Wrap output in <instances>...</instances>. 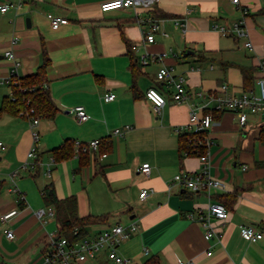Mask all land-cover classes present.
<instances>
[{"label": "crops", "instance_id": "0c3cea01", "mask_svg": "<svg viewBox=\"0 0 264 264\" xmlns=\"http://www.w3.org/2000/svg\"><path fill=\"white\" fill-rule=\"evenodd\" d=\"M107 1L0 0V7L22 2L0 11V109L13 90L6 80L15 66L20 77H28L46 60L44 88L58 108L55 116L40 118L34 159H28L34 146L30 118L0 113V264L41 263L50 236L60 232L57 210L45 197L48 190L59 200L74 198L79 217L100 219L86 227L89 234L136 221L138 231L119 249L129 264H145L154 256L161 264H264V238L252 242L240 234L241 225L264 233V117L250 114L242 126L238 114L226 111L214 120L210 174L224 188L210 195L182 186L170 189L178 174L204 167L198 156H182L176 133L188 124L191 105L206 102L195 94L216 95L226 84L231 94L239 95L257 91V82L264 79V0H240V5L232 0H156L149 9L103 12ZM49 14L68 24L54 28ZM141 19L148 23L141 25ZM150 19L158 21L160 31L155 43L144 44ZM175 19L186 26H177ZM238 23L249 38L233 31ZM215 26L231 33L222 35ZM249 39L253 50L245 46ZM8 51L14 58L6 57ZM143 54L150 56L147 65L141 62ZM160 54L166 56L152 59ZM165 66L186 79L193 94L190 103L175 102L173 91L158 81ZM150 89L166 99L160 113L147 97ZM109 93L116 99L107 102ZM80 106L90 116L87 122L71 113ZM126 126L131 130L124 136L113 134ZM98 139L107 143L105 153L91 152L85 164L78 154L61 162L53 157V150L66 142ZM26 162L36 163L35 170L23 169ZM147 163L149 176L141 172ZM143 189L150 190L144 201ZM212 203H222L230 212L223 225L214 221L220 240L205 239L200 218ZM48 207L55 215L40 220L37 212ZM8 230L14 232L13 240ZM91 264L115 263L103 253Z\"/></svg>", "mask_w": 264, "mask_h": 264}, {"label": "built area", "instance_id": "2783aa9c", "mask_svg": "<svg viewBox=\"0 0 264 264\" xmlns=\"http://www.w3.org/2000/svg\"><path fill=\"white\" fill-rule=\"evenodd\" d=\"M156 0H111L104 2L101 5V10L103 12H110L116 10H125V9H149L151 8ZM235 5H240V0H232ZM22 2H10L4 4L0 7L2 13H6L11 8H16L21 5ZM48 19L51 25L58 29L64 25L68 24V20L65 18L57 17L53 14L48 15ZM175 24L179 27H185L186 22L182 19H175ZM141 25L148 23L144 19L140 20ZM149 30H144V41L143 43L153 44L156 42V34L160 31V24L155 19H150ZM215 30H218L222 35L227 36L231 33L229 29L224 27L215 26ZM233 31L239 37L249 38L248 31L246 27L241 24H235ZM165 36H168L167 33H164ZM245 46L253 50V44L249 41L245 43ZM134 51H138V47H133ZM7 58H14V53L8 51L6 54ZM166 54H160L159 56H153V60H158L165 57ZM148 54H143L141 56V62L144 65L149 63ZM20 76L17 72V67L12 71L8 80H6L11 88L13 89L10 93L9 98L15 100L17 97L15 95L14 86L18 84ZM158 81L161 82L165 88H170L169 90L173 91V98L177 103L188 104L192 101L193 94L187 88V81L183 76H177L174 74L173 69L169 67H163L158 72ZM3 84L4 82H0ZM258 90H251L248 92H243L239 95L231 94L228 91V86L224 84L221 88L219 94H205L204 92L196 93L195 96L201 99H205L206 102L204 105H198L196 103L192 104V111L190 114V120L188 124L180 126L176 129L178 135L183 133L193 134L190 141L193 144L194 152H199V149L206 148V152L203 155H196L200 158L201 162L204 164L203 170L197 173H181L178 174L170 184V189L175 186H182L191 190L194 193L207 192L209 195L215 189L224 188V184L213 178L210 174V159H209V148L213 144V141L210 138V131L214 123V117L212 114H205V110L218 111V112H233L238 114L240 123L242 126H245L250 114L259 115L264 117V79H260L258 82ZM147 97L153 102L156 112L160 113L161 109L166 104L165 97L156 89H150L147 93ZM116 99V94L109 93L105 96L107 102L113 101ZM27 105L29 109L21 111L20 115H26L30 118L31 128L33 131V141L34 146H32L30 152L28 153V159H34L37 157L38 145L40 141V133L36 131V127L40 122L42 116L37 115L34 107L31 106V102L28 100ZM71 113L76 117V119L81 122H87L90 119V116L87 114L84 107H76L71 110ZM126 130L117 129L113 132L114 135L124 136L127 130H131V126H126ZM75 150L79 155L81 153L87 152H98L102 140H93L89 143H83L75 141ZM3 148V143H0V150ZM36 163L26 162L23 165V169L35 170ZM141 172L146 176L150 175L151 166L149 163L143 164ZM50 173V170H49ZM16 174H13L15 177ZM150 190L143 189L140 194V199L142 201L146 200L150 196ZM153 191V190H152ZM17 211H11L6 213L3 216V220H9L13 217ZM47 214L54 216L55 210L52 207H48L47 211L45 209L39 210L37 212V217L40 220H44ZM230 217V212L226 206L222 203H212L207 208V214H200V218L203 221V226L205 228V239L211 240L217 238L221 239V232L218 228V225L214 221L218 222L221 226ZM45 220L44 222H46ZM139 225L136 221H130L128 224L117 223L112 226H109L102 232L98 234H89L86 233V236L77 238V240H70L63 235L55 234L50 236L49 242L46 248L45 253L42 256L40 264H87L88 262H94L97 258L106 253L108 259L114 262L115 264H129L130 260L124 258L120 255L119 249L121 245L132 238V236L138 231ZM7 237L10 240L15 238L13 231L8 230L6 232ZM241 236L249 241L257 242L264 238V233L260 231L255 226L251 225H241L240 226ZM74 235L78 236V231H75ZM208 255H212V252H208ZM177 264H194L193 261L184 262L178 260Z\"/></svg>", "mask_w": 264, "mask_h": 264}, {"label": "trees", "instance_id": "16d2710c", "mask_svg": "<svg viewBox=\"0 0 264 264\" xmlns=\"http://www.w3.org/2000/svg\"><path fill=\"white\" fill-rule=\"evenodd\" d=\"M185 57H188L187 53L185 54ZM47 62L48 60H46V64L42 66L36 74L28 77H20L18 80H16L18 84L14 86V90L17 98L15 100H12L6 97L0 109V113L3 111H10L14 114H18L21 111L26 112L29 109V106L27 105V101L29 100L31 102V106L35 108L37 115L43 116L45 118H51L56 115V113L58 112V108L53 102L49 90L44 88L46 82L45 68ZM245 72L246 71H244V73ZM245 78L247 79V76ZM204 113H210L213 115L214 120H218L219 116L225 112L211 111L207 109L204 111ZM192 136L193 134L189 133L180 134L179 144L182 156H196L198 154L203 155L207 151L206 148H204L201 150L199 149V152H194L193 144L190 141V139H192ZM104 141L105 140H102L100 150L98 151L101 154L105 153L103 150V146L107 143H105ZM52 153L56 162L67 160L77 154L75 150V143L71 141L66 142L61 147L53 150ZM90 153L91 152L79 154L82 159V164L86 163L85 160L86 158H89ZM262 164L264 165V162H262ZM45 193V197L49 205H54L55 209L57 210L58 222L60 224L59 234L65 236L70 240H77V238L86 236V227L100 220L93 217H79L76 210V200L74 198L59 200L54 194L50 193V190L46 191ZM75 231H78L77 237L74 235ZM145 264L161 263L158 256H154L150 258Z\"/></svg>", "mask_w": 264, "mask_h": 264}, {"label": "rangeland", "instance_id": "374dc122", "mask_svg": "<svg viewBox=\"0 0 264 264\" xmlns=\"http://www.w3.org/2000/svg\"><path fill=\"white\" fill-rule=\"evenodd\" d=\"M168 89H170V88H168ZM125 220L127 221V219H125ZM129 240H130V239H129ZM127 241H128V240H127ZM127 241H126V242H127ZM91 263H92V262H88L87 264H91Z\"/></svg>", "mask_w": 264, "mask_h": 264}, {"label": "water", "instance_id": "95a60500", "mask_svg": "<svg viewBox=\"0 0 264 264\" xmlns=\"http://www.w3.org/2000/svg\"><path fill=\"white\" fill-rule=\"evenodd\" d=\"M28 23H30V21L28 20Z\"/></svg>", "mask_w": 264, "mask_h": 264}]
</instances>
